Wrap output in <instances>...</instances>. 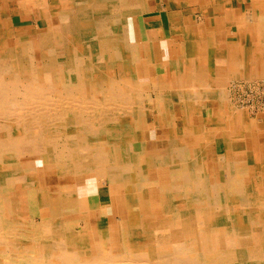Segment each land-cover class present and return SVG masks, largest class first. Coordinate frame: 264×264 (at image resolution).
<instances>
[{
    "label": "bare ground",
    "instance_id": "obj_1",
    "mask_svg": "<svg viewBox=\"0 0 264 264\" xmlns=\"http://www.w3.org/2000/svg\"><path fill=\"white\" fill-rule=\"evenodd\" d=\"M25 1L30 2V0ZM138 1L139 0H135L136 4L129 7L133 8L132 12L134 16L132 20L135 25L134 30L136 35H144L154 39L158 34L156 35V30L153 29L154 27L152 26L157 25L146 24L143 19L148 13L152 16L154 14H161L162 11H159L158 8L154 7L155 9H153L147 7L145 4H141L144 3L141 0L137 5ZM61 4L62 7L55 12L54 18L49 19V17H47L48 21L44 27H47L48 30L44 31V33L42 32L43 34L41 35L39 34L36 39L40 44L39 51L42 57L40 60L36 61L37 63L32 62V64L35 63V65L40 67V71L38 70V74L40 75L38 80L35 82H28L29 80H26V77L19 80V77L17 78L16 75L5 77L4 80H2V77L0 78V119H13L12 117L11 119L9 118L13 116L11 112L14 110V106H27L30 101L32 102L34 100L42 106L41 114H37V118L35 119L37 122L35 125L37 126V130H39L37 134L39 133L42 139L49 134L53 137L64 135L69 138L70 133L74 134L76 129L72 118L63 117L55 119V117L51 116V120H46V118L41 117L46 104L55 108L59 105L58 103L61 102L65 103L67 108L71 110L77 107H86L88 109L90 106L95 107L99 105L101 108H105V110L102 109L103 111L101 110L102 112L100 113L101 116H104V118H102L104 121L103 127H94L91 124V120H83V125H85L86 128L84 129L86 135L81 139V143L78 144L77 149H69L68 163L80 160L86 161L87 163L93 162V164L100 166L104 164L103 167H105L106 172L102 176V182H106L109 185L110 191L109 202L104 204L103 207L106 213V215H104L106 216V226L104 229L99 228L98 220L101 216V207L97 200L98 197L96 198L88 193V183L90 184V182H93L95 179L91 176L93 171L87 165H84L82 168L77 165V167H72L71 165L75 180L74 185L76 187L73 191L75 192V189H77V191L83 195L82 202L86 201L83 207L85 213L81 215L82 218L74 215L77 213L75 204L78 201L72 199L73 193L66 191L67 193L63 194V196H65L63 201L71 207L74 213L73 215L78 217L77 221H79V224H83L78 227L73 226L72 229L76 230V233L79 235L86 236V243L80 244L79 246L70 244L71 237L76 235L62 230L60 222L52 221L43 224L45 225V230L43 232V237H40V239L42 240V238H44L47 244L46 249L42 247V251L45 250L44 254L39 255L38 251L34 250V246L27 247V244H25L23 247H20L21 245L18 246L17 243L13 242L16 238L17 231L16 229L10 231L14 224L13 221H9L10 219L7 218L11 214V210L10 214H8L9 212L6 213L0 209V236L3 233L4 237H14L11 243L12 247H10L8 243V250L13 253L7 254L6 249L3 254H0V264H232L231 262H234V264H264V158L262 157L263 160L260 163L258 162V167L254 165L240 167L238 163L234 164V162L238 160L241 161V158H248L250 155L246 153L235 155L225 154L222 156L221 160H217L216 155L209 153L211 151L209 145L205 144L202 139L201 142L198 143L197 150L191 148L192 142L196 141V138H193L196 137V135L191 136L185 134L186 128L184 130V135L181 134L183 136L171 137L169 139L167 138L168 136L163 137V142L161 143L162 150L154 154L153 149L157 148V138L155 134L165 132L162 126H172L170 125L169 111L176 108L183 110L184 104L187 102L186 95L179 90L176 93L157 94L155 98H151L150 95L144 96V91L150 87H148V83L145 81L146 78L143 73L141 74L140 68L137 66V59H140L139 55L132 54L129 58L123 60L121 54L117 53L116 50L118 42H120L121 39L120 36L124 30L122 29L123 21L121 13L122 11L124 12V9L125 12L130 10L122 5L121 0H67V2H62ZM81 14H84L82 20L85 19V23L82 25L77 23L79 20L78 17ZM37 15L45 17L46 11L41 10ZM62 23L68 25L65 27L68 28L67 41L70 44L69 47L72 55V61L70 63L72 64V68L68 67L67 69L64 68L65 66L61 65L60 62L59 51L61 49V38H59L58 35L56 36V33H54L55 35H50L49 30L50 28H57L58 24L61 25ZM260 25L258 24V27ZM78 26L81 27V30L78 29ZM131 42L133 41L131 40ZM149 42L150 44L154 43V40ZM127 43L129 44V42ZM21 45L22 44L19 46ZM133 46L131 45L132 48H134ZM188 47L187 49H189ZM130 49L128 52L131 53ZM24 58L23 60H25ZM182 62L183 61L180 59L178 62L176 61L173 63V69L181 71ZM147 63L149 69L155 67L152 57L148 58ZM32 64L29 63L26 67L22 65L20 67H14L18 70L14 69L13 73L21 75L22 72L20 69H23L24 72H28ZM245 64L246 63H244V65ZM0 65L3 66V64ZM142 65H144V63ZM110 68L115 69L112 71V74L116 73L115 77L107 74L105 75L104 72L108 73V69ZM94 73H103L102 79H95ZM181 79L182 73H179L177 77L173 76L171 85H179L180 89L183 85L182 83H184V80L182 79V81ZM246 79L247 78H245V80ZM19 91H21V93ZM97 91L98 99L91 100L92 97L96 98ZM16 92L20 94L18 95ZM191 92L194 93L192 95L190 94L191 97L188 102H192L197 106L198 100L202 98L200 97L201 93L195 90ZM67 94L70 99L66 103L63 97L65 98ZM56 97H58L57 100ZM77 102L80 104L78 105ZM158 102L164 103V110L162 112L159 111L160 107L158 106ZM166 109L168 110L166 111ZM159 112L162 115H160ZM31 117L33 116H30V118ZM159 118L162 122V126H159L160 130H157L154 128V122L151 121H155V119L159 121ZM198 118L200 119V117ZM17 119L14 120L17 121ZM115 121H117V123ZM180 121L179 119L178 122ZM140 124L145 127L143 131L139 130L141 129ZM26 128V131L25 128L24 131L22 130L23 135H25V132L31 131L34 127L27 125ZM195 128L194 126L190 134L192 132L194 134L195 132L197 133V129ZM22 132L14 131V135H20ZM1 134L8 135L9 132L7 131ZM47 138L48 137H46V139ZM91 138L100 139L102 142L101 148L91 147L89 143ZM159 141H161V139ZM53 142L54 145H56L57 142L54 140ZM77 142L78 141L68 140L65 144L63 143V146L70 148L72 145L75 146ZM29 143H31V140ZM57 145L59 144L57 143ZM144 147L148 149L149 153L154 154V156L150 158L151 165L148 167L151 169L155 166V171L162 169L170 175H175L178 178L176 182L171 181L172 183L170 184H167V182L161 185L158 184L160 181L159 179H161L160 177L151 179L146 172L143 173L139 154L142 153V148ZM260 152L261 156L264 155V146ZM50 155L52 156L53 154ZM47 157L46 155L41 157L43 168L46 169L48 168ZM53 160L54 158L52 161ZM131 173L135 174L137 177L136 181L133 183V189L136 188L135 192H139L141 189L144 190L150 185L153 186V184L160 187L157 188L160 189L162 193L163 211L161 213H163L164 218L162 221L161 219L156 221L153 218L157 224L155 221H150L140 216L143 213L140 208L138 212L135 211L137 212L135 215L136 217H134L135 221L129 222L128 219L133 218L131 214L134 215V212H131L132 210L130 208L135 206L131 205L132 202L128 201L124 194L125 192H122L126 177ZM53 174H58V172H54ZM95 184L97 183H94V185ZM258 186L260 188L259 190L262 192L261 195V192H257ZM173 188H176L175 193L178 195V202L171 198ZM115 191H117V194ZM127 191L128 189L126 192ZM36 193H38V191ZM150 200L148 201L151 202ZM124 204L125 206L127 204L129 206L131 205V207L129 208L128 206L129 209L124 210ZM137 206H139L138 203ZM32 208L33 207H31V209ZM24 212L25 210L23 213ZM83 218L86 220H83ZM29 224H31V222ZM160 227L165 228L163 229V235H167L165 239L168 240V243L158 241L156 234L160 231L155 230ZM64 228L65 227H63V229ZM48 229L51 234L53 232L54 236H57L58 239H53L54 236L52 238L51 236H46L47 233H50L47 231ZM48 240L50 242H48ZM194 248L199 252L196 250L194 252Z\"/></svg>",
    "mask_w": 264,
    "mask_h": 264
},
{
    "label": "rangeland",
    "instance_id": "obj_2",
    "mask_svg": "<svg viewBox=\"0 0 264 264\" xmlns=\"http://www.w3.org/2000/svg\"><path fill=\"white\" fill-rule=\"evenodd\" d=\"M141 1L144 2L141 4H145L149 8H153V9L158 8L159 11L160 10L162 11L161 14H154L152 16L150 15V13H148L143 19L144 23L149 24V25H155L157 23V25H159V26L158 27L152 26V27H154L153 29L159 28V30H160L162 28V30L165 31V32L163 31V33H165V37L168 39L171 38V35H174V39L179 38V34H176V32H175V34H176L175 35L174 33L170 34V31H168L169 28L173 29L174 27H173V25H170V23H169L170 20L168 19L167 16H175L177 14V12L166 11L164 9L165 3L163 0H155L154 2H149V0H141ZM62 2H67V0H62V1L45 0L39 4L34 3V7L38 6V8L32 7L29 9L28 8L25 9V8H21L22 6L27 5V4H25V2H22V0H8L7 2H5L6 8L3 6L2 10H1V4L2 3L0 2V30H1L0 31V64H3V66H4L3 67L2 65H0V70H1L0 71V78L2 77V80H4L5 77L11 76V75H16L17 78L19 77L18 78L19 80L23 79V77L24 78L26 77V80L27 79L29 80L28 82H35L36 80H38V78L40 76L38 74L40 71V67L35 65V63H37L36 61L40 60L42 56H41V52L39 51L40 50V44H39V42H37L36 39H37V36L39 34L41 35L44 33V31L48 30L47 27H44V25L48 21L47 17H49V19L54 18L55 12H57L62 7V4H61ZM139 2H140V0L137 2V5L139 4ZM9 3H11V4H9ZM121 3L124 7H127V8H129L133 4H136L135 0L134 1H132V0H121ZM29 5L31 6L32 4L30 3ZM7 6H8V8H7ZM129 9H130L129 11L128 10L126 11L127 13L125 12V9H124V12L122 11V13H121V18L123 21L122 29H124V30H123L122 35L120 36L121 39H120V42H118V46L116 47V50H117V53L121 54V56L123 57V60L126 58H129V56L132 54L139 55L140 59H137V61H138L137 66H138V68H140L141 74L143 73L144 77L146 78L145 81L148 83V87H150V88L146 89V91H144L143 94H144V96L150 95L152 98H155V95L158 94L159 91L156 90V88L154 87V84L156 85V83L157 82L159 83L160 81H166V80L170 81L171 80L169 68H166L165 74H160V71H159L163 68V66L165 64L162 62L163 59L161 58V54H160L161 49L163 48V47H161V45H166L165 46L166 50H172V46H171V44L169 46L167 43L165 44V41L163 42V44H161L157 40V37L155 38L156 40H154V43L150 44L149 41H151L152 38H150L148 36L146 37L144 35L137 36L136 32L134 30L135 25H134L133 20H132L133 19L132 17L134 16V13L132 12L133 8H129ZM41 10L46 11V16H45L46 18L44 16L37 15L38 13H40ZM197 15H198V13L195 12L194 16H197ZM82 18H84V14H81L78 17L79 20L77 23L80 25L85 23V19L82 20ZM161 19L163 20V24H161V22H160ZM65 26H68V25H65L62 23L61 25L58 24L57 28H50L49 30H50V35H55L54 33H56V36L58 35L59 38H61V41H62L61 45H60L61 49L59 51L60 62H61V65L65 66L64 68L67 69L68 67L72 68V64H70L72 61V55H71L70 47H69L70 44L67 41L68 40L67 39V37H68V35H67L68 30L67 29L68 28ZM80 28L81 27L78 26V29H80ZM142 36L144 37V39ZM153 37H155V36H153ZM130 38H132V39H130ZM131 40L133 42H131ZM138 41L140 43L142 42L141 44L143 46ZM127 42H129V44ZM20 44H22V45L19 46ZM133 44H134V46H133ZM63 45L65 46V48ZM131 45L134 48H132ZM210 46H212L211 43L209 44V48H210ZM28 48L30 51L28 50ZM31 48H32V50H31ZM130 48H132V49H130ZM129 49H130L131 53L128 52ZM20 56H21V60H20ZM150 57H152V60L154 61V65L155 64L157 65L156 67H154V69H149L147 60ZM23 58L25 60H23ZM142 58H143V61H142ZM63 60H65V61H63ZM247 60L249 61L250 59L248 58ZM210 61H211L210 66L212 67L213 66V64H212L213 60L211 59ZM32 62H35V63L32 64ZM249 62L251 64L254 63L253 67H254V70L256 71L258 69V65H260L262 62H264V57L263 58H253ZM29 63L32 64V67L30 68V70L28 72H24L23 69H20V71L22 72L21 75L13 73L14 72L13 70L16 69L14 67H17V66L20 67L21 65L26 67V66H28L27 64H29ZM143 63H144V65H142ZM158 68H160V69H158ZM16 70H18V69H16ZM114 70H115L114 68H110V69H108L109 74L107 72H104V73H105V75L107 74L109 76L111 75V76L115 77L116 73L112 74V71H114ZM16 72H18V71H16ZM94 75H95V79H102L103 73L102 74L94 73ZM247 79L245 80L244 77L243 78L237 77V79H234L233 80L234 82L232 81L230 83V87L228 88V89H230L229 90V97L231 98L230 101L232 100L231 103H234L235 107L238 110L240 109V111L247 113L249 116L253 117V116L257 115V113H261L262 110L260 109L258 111H256V110L250 111L247 108L242 107L240 104H241V100L243 98H245L247 93H248V95L251 94V90L254 91L256 87H263L262 89H264V72L262 74L257 72L252 77H247ZM242 87H243V89H242ZM259 89H261V88H259ZM19 92L21 93V91H19ZM19 92H16V94L19 95L20 94ZM97 93H98V91L96 92V98L92 97L91 100L98 99ZM10 94H12V93H10ZM18 99H20V98H18ZM57 99H58V97H56V100ZM69 99L70 98L68 97V94L65 96V98L63 97V100H65L66 103L68 102ZM263 99H264V97H263ZM47 102L50 103L49 101H47ZM29 103L27 106H22V107H20V105L14 106L13 107L14 110L11 112L13 116H10V118H9V119H11V117H12L13 119H11V120L0 119V135H1L0 136V164H1L0 165V168H1L0 169V175H1L0 176V209H2V211L6 212V213L9 212L8 214H10V210H11V214L7 217L10 219L9 221L14 222L13 227L10 231H12L14 229H16V231H17L15 239H14V237H11V238L4 237V235L2 233V235L0 236V254H3L4 251H6V249H7V251H6L7 254L13 253V252H10L8 250V243H9L10 247H12L11 243H12V240L14 239L13 242L17 243L18 246L21 245L20 247H23V245H25V244H27L26 245L27 247H33L34 246V248H35L34 250L38 251L39 255H43L45 250L42 251V247L46 249V244H47V242L44 240V238H42V240L40 239V237H43V235H44L43 232L45 230V228H44L45 225H43V224L50 223L52 221L60 222L62 230H64L65 232L67 231L68 233H70L72 235H76V236L71 237V241H70L71 243L70 244H72L74 246H79L80 244L86 243L87 237L79 235L78 233H76V230L72 229L73 226L78 227V226L83 225V224H79V221H77V220H78V217L82 218L81 215H84L85 211H84L83 207L85 206L84 204L86 202V201L82 202L83 195L79 191H77V189H75V192L73 191L74 188H76V187L74 185L75 180H74L73 173H72L73 172L72 167L76 166V165L80 166V168H82L84 165H87L93 171L92 172L93 175L91 174V176H92V178H95V179L93 182H90V184L88 183V185H89L88 186L89 187L88 193H89V195L95 196L96 198L98 197L97 200H98L100 207H101L100 208L101 209V216L99 217L100 219L98 220L99 228L104 229L106 226V224H105L106 216H104V215H106V213L104 212L105 210L103 207H104V204L109 202L108 200L110 199V191H109V185L106 182H102V179H103L102 176L106 172L105 167H103L104 164H101V166H100V165L93 164V162L87 163L86 161H80V160L73 162V163H68L69 162V159H68L69 158V149H72V150L77 149L78 144L81 143V139L84 138L86 135L84 132L85 131L84 129H86V128H85V125H83L84 124L83 120H86V121L91 120V124L94 127H98V128L103 127L104 121L102 120V118H104V116L103 115L101 116L100 113L103 111L102 109L105 110V108L104 107L101 108L99 105V106H95V107L90 106V108H88V109L86 107H82V108L77 107L76 109L71 110V109L67 108L65 103H61V102H59L58 103L59 105L55 108L50 106L49 104H46L44 106L45 110H43L41 117L46 118V120L47 119L51 120L52 117H55V119L56 118H63V117H66L69 119L72 118L74 126L76 127V129H75L74 134L70 133L69 138H67L64 135L53 137L51 134H49V135L45 136V138L43 137V139H42V136H40L39 133L37 134V132H39V130H37V126L35 125V124H37V122L35 120L37 118L36 116H37V114L38 115L41 114L42 106L34 100L30 104ZM77 103H78V105L80 104L79 102H77ZM95 108H96V110H95ZM161 109L162 110L164 109L162 105H161ZM250 113H252V114H250ZM29 115L33 116V117L30 118ZM48 116H49V118H48ZM21 118L23 119V121ZM247 118L244 121V123H245L244 125H246L247 127L249 126L248 131H250L251 142L248 144L251 145V148L253 150L252 155L249 157H250V161L252 162L251 164L254 165L255 167H258V164L263 160L262 157L264 158V155L261 156L260 155L261 153H259L261 151L260 147L263 148V146H264V118L259 120V121L255 120V119H252L250 121ZM14 119H17V121ZM25 119H26V121H25ZM17 122L19 125L17 124ZM115 122L117 123V121H115ZM250 123H252V124H250ZM30 124H32V125H30ZM77 124H78V126H77ZM141 124H143V123H141ZM141 124H140L141 129H139V130L143 131V128H145V127ZM27 125L33 126L34 128L31 129V131L25 132V135H23L22 130L24 131V128H25V131H26ZM198 125H200V124L198 123ZM190 126L191 127L196 126V123L191 121ZM10 128H12V129H10ZM13 130L19 131V132L21 131L22 133H20V135H14ZM7 131L9 132L10 135L9 134L8 135H2L1 134L4 132H7ZM259 135H261V136L258 137ZM46 137H48V138L46 139ZM32 139H34V140H32ZM40 139H41V141H40ZM52 139L55 142H57L59 145H57V143H56V145H54V142ZM30 140H31V143H29ZM43 140L44 141L46 140L45 143ZM68 140H71V141L73 140V141H78V142L75 144V146L72 145V147L66 148L63 146V143L65 144L66 141H68ZM159 140L160 139L157 138V142H159ZM32 141H34V142H32ZM89 143H90V146L94 147V148L95 147L101 148V146H102V142L100 139L98 140V139L91 138V140H89ZM9 145H11V146H9ZM148 148H149V146H148ZM142 149L144 150L145 153L142 150V153L139 155H140L141 165L143 167V169H142L143 173L146 172V174H148V177L151 179L152 178L156 179V177L157 178L160 177L161 179H159L160 181L158 184H161V185H164L167 182H168L167 184H170V183L176 182L178 180V178L175 175H170L169 173H167L166 171H163L162 169H160L161 171L160 170L155 171V169H154L155 166L151 169L149 168L151 165L150 158L152 156H154V154L156 152H160V150H162L160 143H157V148L153 149L154 154L149 153L148 149L145 147ZM50 154H53V155L51 156ZM43 155L48 156L47 157L48 158V162H47L48 168L47 169L43 168V165L41 163V161H42L41 157ZM52 157L54 158L53 161H52V159H53ZM50 162H52V163H50ZM18 164H20V165H18ZM71 165H72V167H71ZM54 172H56V173L58 172V174H53ZM42 173H44V174H42ZM134 175L135 174L131 173L126 177V180H125L126 182H125L123 192H122V193L125 192L124 194H125L126 198L128 199V201L133 203V204L131 203V205L135 206V207H131V205L129 206L127 204L126 205L127 207H126L124 204V208H123L124 210H126V209L128 210L131 207L130 209L132 211L131 210L130 211L134 212V215L131 214V217L133 216V218H129V219L127 218V219L129 220V222L130 221L134 222L135 221L134 217H136L135 215L137 214L138 209L140 208L141 212H143L140 216H142L143 218L145 217L146 219H149L150 221H155V220L157 221L160 219L162 221L164 218V215H163V213H161L163 211L162 193H161V190L157 188L159 186L153 184V186L150 185L148 188H145L144 190L141 189L139 192H135L136 188L133 189L134 188L133 183H134V181H136L137 177H136V175L135 176ZM20 176L23 179H21ZM131 181H133V182H131ZM94 183H97V184L94 185ZM5 185H7V186H5ZM161 187H163V186H161ZM127 189L129 192L128 191L126 192ZM259 189L260 188L258 186L257 192H261ZM37 191H38V193H36ZM66 191H70L71 193H73L72 199H75L78 201L75 204V207L77 209L76 214H74L72 212L71 207H69L67 205V203H65V201H63V198L65 197V196H63V194L67 193ZM175 191H176V188H173L172 193H171V198H172V200L178 202V198H177L178 195L175 193ZM115 192L117 194V191H115ZM115 192H114V194H115ZM261 194H262V192L260 193V195ZM10 195H11V197H10ZM28 196H29V198H28ZM154 196H155V198H154ZM150 198H151V200H150ZM104 199H106V200H104ZM148 200H150L151 202H149ZM42 202H44V203H42ZM137 203L139 204V206H137ZM153 203H155V204H153ZM46 206H47V208H46ZM128 206H129V208H128ZM31 207H33V208L31 209ZM41 207H43V208H41ZM43 209H44V211H43ZM64 209H66V210H64ZM24 210H25V212L23 213ZM59 211H60V213H59ZM135 211H137V212H135ZM73 214L77 215L78 217L74 216ZM76 217H77V219H76ZM69 219H70V221H69ZM83 220H86V219L83 218ZM156 221H155V223H156ZM30 222H31V224H29ZM41 223H42V225H41ZM63 227H65V228L63 229ZM163 229H165V228L160 227V228H157L155 230V231H157V230L160 231L159 233L156 234L157 239H158V241H161L162 243H168V240L165 239L167 237V235H165V234L163 235V233H164ZM47 231L50 232L49 229ZM49 234H51V232L47 233L46 236H51V238L54 236L53 232L51 235H49ZM54 237H53V239L57 238V236H54ZM48 242H50V241L48 240ZM194 245H196V244H194ZM195 250L198 251L197 249L194 248L193 251L195 252ZM231 263L234 264V262H231ZM236 264H239V263H236Z\"/></svg>",
    "mask_w": 264,
    "mask_h": 264
},
{
    "label": "crops",
    "instance_id": "obj_3",
    "mask_svg": "<svg viewBox=\"0 0 264 264\" xmlns=\"http://www.w3.org/2000/svg\"><path fill=\"white\" fill-rule=\"evenodd\" d=\"M6 1L8 0L0 1L2 3L1 10L3 9V6L5 7ZM43 1L45 0H30V2L22 0V2H25L27 5H24L21 8H38V6L34 7V3L39 4ZM154 1L155 0H149V2ZM163 1L165 3L164 9L166 11L177 12L175 16H168V19L170 18V21L168 20L170 25L174 24V28H169L168 31H170V34H175L176 32V34H179V38L174 39V35H172L168 40L165 37V33H163L164 30H162V28L160 30L159 28L155 29L156 35L158 34L157 40H159L161 44H163L165 41V44L167 43L168 46L171 44L172 46V50H166V45H161L163 48L161 49L160 54L161 58L163 59L162 62L165 64L159 71L160 74H165L166 68L169 67L171 79L173 76L177 77L179 73H182V79L184 80V83H182L183 85L180 87V89L179 85H171V80L160 81L159 83L157 82L156 85L154 84V87L159 91V95L161 93H176L180 90L186 95L187 102H185L183 110L176 108L169 111L170 125L172 126H162L160 118L159 121L156 119L155 121H151L154 122L155 129L160 130L159 126H162V129L165 131L164 133L159 132L160 134H155L156 138L161 139V141L157 143L161 144L163 142V137L168 136L167 138L169 139L171 137L183 136L184 130L186 128L185 134L191 136L196 135V137H193L196 138V141L192 142V147H189L197 150L199 145L198 143H200L202 139L205 144L209 145L211 150L209 153L216 155L217 160H221L222 156L225 154L235 155L246 153L251 156L253 150L251 145L248 144L251 142L250 131H248V127L244 125V121L249 115L240 111V109L238 110L234 103H231V101L229 102L230 97L228 90L230 89L228 88L230 87V83L234 79H237V77L243 78L245 76L244 78H247L252 77L257 72L261 74L264 72V62L258 65V69L256 71L253 67L254 63L251 64L249 62L253 58L264 57V0ZM30 3H32L31 6L29 5ZM195 12L198 13L197 16H194ZM160 22L163 24L162 19ZM258 24L260 25L259 27ZM152 40L156 39L154 38ZM210 43L212 46L209 48ZM187 47L189 49H187ZM248 58L250 59L249 61L247 60ZM180 59L183 61V64L181 65L182 70L177 71L176 69H173L172 64L176 61L178 62ZM211 59H213L212 67L210 66ZM244 63L246 64L244 65ZM154 66L156 67L157 65L155 64ZM194 90L198 93H201L200 97H202L198 100L197 106L192 102H188L191 95L194 93L191 91ZM222 94L227 95L223 96ZM161 105L163 106L164 103L158 102V106L160 108ZM160 108L159 111L162 112L164 109L162 110ZM167 110L168 109H166V111ZM159 114L162 115L160 112ZM198 117H200V119ZM263 118L264 112L262 111L253 117L249 116L247 119L250 121L252 119L259 121ZM179 119L181 120L180 122H178ZM191 121L197 124L195 126L197 133L195 132V134L193 132L190 134L191 130L194 129V126L191 127L189 125ZM198 123L200 125H198ZM260 136L261 135L258 137ZM260 150H262V147H260ZM237 163L240 167L252 165L250 157L241 158V161L238 160L234 162V164Z\"/></svg>",
    "mask_w": 264,
    "mask_h": 264
},
{
    "label": "built area",
    "instance_id": "obj_4",
    "mask_svg": "<svg viewBox=\"0 0 264 264\" xmlns=\"http://www.w3.org/2000/svg\"><path fill=\"white\" fill-rule=\"evenodd\" d=\"M261 88V89H259ZM263 87H256L255 90H251L250 95H246L245 98L241 100V106L247 108L250 111H264V89ZM257 108V109H256Z\"/></svg>",
    "mask_w": 264,
    "mask_h": 264
}]
</instances>
